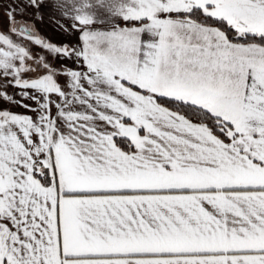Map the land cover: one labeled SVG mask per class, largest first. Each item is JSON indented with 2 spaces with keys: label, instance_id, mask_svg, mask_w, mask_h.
I'll use <instances>...</instances> for the list:
<instances>
[{
  "label": "snow or ice",
  "instance_id": "snow-or-ice-1",
  "mask_svg": "<svg viewBox=\"0 0 264 264\" xmlns=\"http://www.w3.org/2000/svg\"><path fill=\"white\" fill-rule=\"evenodd\" d=\"M0 11V264H264V0Z\"/></svg>",
  "mask_w": 264,
  "mask_h": 264
},
{
  "label": "crops",
  "instance_id": "crops-1",
  "mask_svg": "<svg viewBox=\"0 0 264 264\" xmlns=\"http://www.w3.org/2000/svg\"><path fill=\"white\" fill-rule=\"evenodd\" d=\"M2 15H4V13L2 11H0V19L1 20L4 18V16L2 18ZM29 23H31V22H29ZM52 26H55V25L50 23L49 18H48V14H45L44 22L42 24L37 25V27L39 28V34H41L42 36H46L48 38L50 37L51 41L57 42V43L60 42L61 40H64L65 36L61 33V31L57 28H51ZM51 35L52 36L56 35V37H58V38H53V37H51ZM38 50H39L38 48L34 49L35 52H38Z\"/></svg>",
  "mask_w": 264,
  "mask_h": 264
},
{
  "label": "rangeland",
  "instance_id": "rangeland-1",
  "mask_svg": "<svg viewBox=\"0 0 264 264\" xmlns=\"http://www.w3.org/2000/svg\"><path fill=\"white\" fill-rule=\"evenodd\" d=\"M0 2H2V0H0ZM3 16H4V18H3ZM2 20L0 19V31H6L7 30V28H8V18H7V16L6 15H2ZM50 28V27H49ZM51 28H56L55 26H52ZM51 31V30H50ZM51 37H53V38H58V37H56V35H51ZM49 39L51 40V38L49 37ZM40 51L38 50V52L37 53H39Z\"/></svg>",
  "mask_w": 264,
  "mask_h": 264
}]
</instances>
